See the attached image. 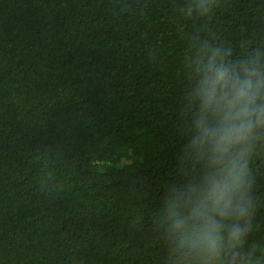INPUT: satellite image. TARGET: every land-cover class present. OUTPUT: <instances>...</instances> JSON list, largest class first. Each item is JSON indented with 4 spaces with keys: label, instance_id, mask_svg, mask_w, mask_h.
Segmentation results:
<instances>
[{
    "label": "trees",
    "instance_id": "trees-1",
    "mask_svg": "<svg viewBox=\"0 0 264 264\" xmlns=\"http://www.w3.org/2000/svg\"><path fill=\"white\" fill-rule=\"evenodd\" d=\"M198 3L0 0V264H175L161 205L202 167L186 60L207 43L264 65V0ZM249 167L259 255L264 141Z\"/></svg>",
    "mask_w": 264,
    "mask_h": 264
},
{
    "label": "clouds",
    "instance_id": "clouds-1",
    "mask_svg": "<svg viewBox=\"0 0 264 264\" xmlns=\"http://www.w3.org/2000/svg\"><path fill=\"white\" fill-rule=\"evenodd\" d=\"M216 5L217 0H199L196 7L208 17ZM259 55L234 60L230 48L205 43L196 59L186 60L191 83L182 109L192 135L184 151L202 167L186 197L184 192L173 195V185L161 205L165 232L175 243L167 256L175 264H264V249L257 255L259 245L246 247L256 211L249 162L264 141Z\"/></svg>",
    "mask_w": 264,
    "mask_h": 264
}]
</instances>
